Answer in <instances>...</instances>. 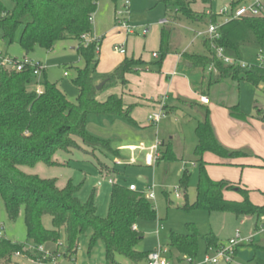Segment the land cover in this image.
I'll list each match as a JSON object with an SVG mask.
<instances>
[{"label": "trees", "instance_id": "trees-1", "mask_svg": "<svg viewBox=\"0 0 264 264\" xmlns=\"http://www.w3.org/2000/svg\"><path fill=\"white\" fill-rule=\"evenodd\" d=\"M101 1L104 0H10V9H6L0 1V39L7 45L17 39L24 59L36 48L49 53L59 42L74 41L77 43L76 53L85 64L82 69H74L75 78L71 81L77 92L74 103L56 84L47 82L44 75L39 81L42 93L37 95L34 89L29 90L36 83L30 66H25L20 72L0 67V205L10 221L22 215L26 239L30 242V245H25L10 241L0 233V264H11L16 255L43 264L45 259L38 248L47 243H57L61 229L65 234V256L68 258L76 254L79 238L86 236L89 231L88 249L101 243L104 247V264H119L117 257L129 264H146L151 253L136 251L143 235L137 228L133 230V227L139 223L155 222V206L145 198L143 192L129 191L123 173L96 162L101 176H113L121 181L111 185L107 216L102 219L97 214L95 192L91 193L87 201L81 202L77 196L79 187L73 186L71 182L59 189L56 180L41 179L21 170L34 168L38 164L53 167L57 165L54 162L57 152L71 154L72 151H80L81 146L104 156L107 154L118 158V152L112 149L109 141L88 132V118L114 117L132 125L135 124L131 117L133 106H125L122 99L115 95L99 102L98 94L116 85L126 86L127 75L159 73L165 57L172 53V29L162 27L158 60L154 65L125 57L111 73L100 78L103 86L97 91L96 68L102 40L93 38L92 22ZM108 1L114 6L118 2ZM242 1L232 0L230 7H238ZM159 2L166 9L170 6L175 8L174 13L168 16L169 23L185 20L190 24L202 25L204 29L210 24L219 23L216 16L207 15L204 10L210 11L212 0ZM197 2L204 7L202 11L194 9ZM115 12L116 8L114 15ZM218 34L219 39L213 42L214 48L221 50L222 55L235 61V64L229 66L219 60L207 39H202L205 54L184 53L182 58L185 62L193 69L208 72V87L230 83L238 91L242 82L255 88L264 86V63H250L248 68H241L238 64L244 60L246 51L255 52L256 60L258 56L264 60V17L231 21L222 25ZM12 61L17 62L16 59ZM236 101L228 111L231 117L241 119ZM201 113L202 117L194 129L196 145L193 154L198 167L194 201H187L189 176L184 173L178 187L185 199L181 210L187 213L201 211L209 215L230 214L236 220L254 218V230L257 231V223L264 218V204L258 206L251 203L250 191L238 185L211 180L204 162L207 153L221 160H233L249 154L225 149L216 138L209 110L203 108ZM258 114L263 112L258 111ZM161 149L159 162L176 161L170 143H161ZM226 192L237 194L240 201L226 200ZM262 195L264 197V193ZM44 216L51 218L52 230L43 228ZM186 228V233L172 232L168 238L169 257L177 263H182L184 258L197 262L200 236L193 225L187 224ZM201 239L204 254L223 245L212 232Z\"/></svg>", "mask_w": 264, "mask_h": 264}, {"label": "rangeland", "instance_id": "rangeland-1", "mask_svg": "<svg viewBox=\"0 0 264 264\" xmlns=\"http://www.w3.org/2000/svg\"><path fill=\"white\" fill-rule=\"evenodd\" d=\"M0 1L6 9L11 8L10 0ZM125 1L118 0L116 11L121 9ZM159 1L129 0V19L130 21L131 19L133 20L131 26L140 28L139 34H141L142 28H147L149 34L145 38L141 36L126 37V33H123L124 31L115 25L114 4L111 1L104 0L97 5L92 22V36L95 39H101L102 44L98 57L99 63L96 68V85L101 84L99 78L111 73L120 64L124 57L116 52L115 48L122 46L126 41L128 48L134 47L135 52L143 54L142 61L151 65L157 62L158 59L154 60L151 57L152 52H158V41H154L156 31L157 39H159L158 30L156 29H160V23L166 21L168 15H172L175 11L173 6L166 9ZM230 1L212 0L210 11L218 13L220 9L228 7ZM203 8L199 2L194 6V9L199 11H202ZM204 10L208 11V9ZM180 22L184 26L179 28L181 41L177 45L179 47L178 51L185 50L186 46L193 42L194 45L191 52L201 53L202 39L197 38L192 33L191 30L195 29L193 28L194 26H191L185 20H180ZM177 24L179 23L176 21L175 25L178 26ZM188 26H191V28ZM198 27L204 28L202 25ZM76 48V42L63 41L57 43L52 52L48 53L36 48L26 58L34 64L40 63L45 69V80L51 84H56L69 101L73 103L77 98V92L71 83L75 78L74 69H82L85 66L76 53ZM0 52L5 59H16L17 61L24 59V54L17 43V39L11 45H7L0 39ZM244 61L247 63H257L256 53L246 51L244 53ZM2 64L3 61L0 58V66ZM65 73L67 74L66 77L64 76ZM200 75V72L199 75L196 73L188 75L185 73L183 65H179V68L177 67L175 73L168 77L167 83L170 85V88L160 101H163L164 105L168 104L170 108L172 107L171 104L174 103L177 107L179 106V110L172 111L168 115L165 113L156 129L153 126L145 124V113L137 115L135 117L136 124H128L131 133L128 139L121 143V146L125 149H122L118 153V159L107 154L104 156L95 150L81 146L80 151H72L71 154L57 152L54 156V162L57 165L53 167L38 164L34 168H21V170L28 175H36L41 179L56 180L59 189L64 188L68 182H71L73 186L79 187L77 196L81 202L87 201L91 193L95 192L97 214L102 219L107 216L111 189L109 181L119 183L121 181L110 176H101L96 168V162L106 166L108 169L114 168L119 173H123L126 183L134 184L139 191L144 193V196L147 193L148 186H150L154 194V199L151 202L156 209V221L138 224V231L142 233L143 239L137 245L136 251L152 252L158 247H167L170 233L184 234L187 231L186 225L191 224L200 236L197 257V263H200L205 255L201 237L212 232L214 235L215 233L218 234L221 239H227L232 237L236 229V227H231L230 230L228 222L225 224L226 228L222 229V225L226 219L227 221L235 219L230 214H212V218H209V214L205 212L194 211L187 213L182 211L181 208L185 204L183 194L180 191V197L176 198L174 193V189L179 187L184 173H187L189 176L187 201L189 203L194 201V192L198 178V167L193 154L196 145L194 129L196 127V120L198 121L200 116V110L190 108L188 105L183 106L177 100L180 99L194 104L199 103L197 92L200 88ZM32 89H34L33 86L29 87V90ZM108 89H104L101 92V99L105 96V92ZM147 91L151 93L152 88L149 87ZM208 100L210 101L207 107L210 111V122L218 142L229 151H247L249 154L246 157L236 158L233 162L243 164L240 166L244 168L257 167V169H264L254 165L260 162L262 164L264 160V86L255 88L249 83L242 82L239 85L238 91L226 88L222 90L215 87ZM235 100H237L238 111L242 115L241 119L231 117L228 111L234 105ZM220 105H224V107ZM158 110L159 108L155 112H158ZM258 111L263 112V114H258ZM169 139H172L171 150L176 157V161L156 162L153 166L146 167L145 158L148 154L147 150L156 141L168 144L170 142ZM160 150H162L161 147ZM117 162L120 163L119 166L114 165ZM204 162H206L205 170L208 175V171H210L208 164L210 162L220 163L222 161L213 154L207 153L204 156ZM129 164L133 166H127ZM233 167H236V165ZM213 168L217 172L221 171V168ZM139 179L145 180V183L140 182ZM258 179H256L257 182H260ZM251 198L258 199L260 205L264 204V197L260 191L254 190L250 192L249 200ZM250 219L255 222L254 218ZM259 223L258 226L260 227ZM42 226L45 230H52L51 218L49 216L42 218ZM0 229V233L4 238L30 245V242L26 239L22 215L15 221H10L2 205H0ZM252 229L253 226H243V231L240 228L238 230L243 236H247L254 233ZM89 236L90 231L86 236L79 238L76 255L68 258V256H65V234L64 230L61 229L57 243H47L43 247H40L43 253L50 254V257L43 255L45 259L43 264H104L103 245L98 242L89 250ZM255 246V243L252 246L247 243L242 244V246L237 248V253L230 264H255L254 260L264 261V250ZM56 254L58 257L55 263H53V258L51 257H55ZM117 262L119 264H129L121 257H117ZM11 264L39 263L24 257L14 256Z\"/></svg>", "mask_w": 264, "mask_h": 264}, {"label": "crops", "instance_id": "crops-1", "mask_svg": "<svg viewBox=\"0 0 264 264\" xmlns=\"http://www.w3.org/2000/svg\"><path fill=\"white\" fill-rule=\"evenodd\" d=\"M231 1H230V3H231ZM230 3H229V5H230ZM116 7H117V4H116V6H114V10ZM128 21H129V24L131 25L133 20L131 19V21H130V19H129ZM168 21H169V19L167 18L166 24L160 25V29L159 28L156 29V30H158L159 39H157V37H158L156 35L157 31L155 33L156 37H155L154 41H156V42L158 41L157 43H158V49H159L161 28L162 27H170L172 29V36L170 39V48L172 50V53L165 57L163 64L161 66L160 72L159 73L140 72L138 75H127L125 77V79L127 81L126 86L122 87L121 85H116L112 88H109L108 91L105 92V96H103L102 99L100 98L102 93H99L97 96V100L98 101L100 100V102H104L109 96H112V95L120 97L125 106H133L131 117L134 120V122L136 121L135 117H137V115L145 113L146 114L145 124L149 125V126H151V125L147 122V116L149 115V113L155 112L159 108L158 103L160 102V99L170 88V85L167 83L168 77H170V75L175 73L177 67L179 68V65H183V67L185 69V73L188 75H194L195 73L199 75V72L201 74L199 76L200 77V88L197 92V96L199 97V103L194 104V103H188L186 101H182L180 99L177 100V102L182 104L183 106L188 105V106H190V108L200 110V112H199L200 116H199L198 120H200L202 117L201 110L203 108H207L208 105L210 104V101H209L208 105H203L200 102L201 97H206L208 99L212 90L215 87L221 88L222 90H223V88H226L229 90L234 89L233 85H230V83L217 84V85H213L211 87H208L206 85L207 84L206 77H208V72H202L200 70L193 69L191 67V65L186 63L185 60L182 58V54H184V53L203 55L204 51H205L203 48V44H202L203 42L201 41V46H202L201 50H200L201 53L191 52L192 46L194 45L193 42H191V44L187 45L185 50H182L181 52H179L178 51L179 47L177 46L178 43L181 41V33L179 32V28L184 26V25L180 21H177V23H179V24H177L178 26L175 25L176 22L169 23ZM191 26H194L193 28H195V29L191 30L194 35L196 34V32L204 30V28H199L197 25H194V24H191ZM191 26H188V27L191 28ZM122 31H124L123 33H126V31L124 29H122ZM139 31H140V28H137L136 32L133 35H128L127 33L125 35L127 38L138 37V36L145 38L149 34V32H148L145 36H143V35L139 34ZM101 44H102V42H101ZM120 47H122L124 49L125 53L124 54H120L119 52L118 53L120 55H122L124 58L128 55L127 58L140 59L142 61L143 54H139L138 52H135L134 47L128 48L127 41L125 42V44H122V46H120ZM157 53L158 52H152V55H151L152 59H154V60L158 59ZM153 54H156L157 58H153ZM99 55H100V51H99ZM142 62L144 64H148V63H145L144 61H142ZM43 75H45V70H44L42 76ZM99 80H100V78H99ZM149 87L152 88L151 93H149L147 91V89ZM171 105H172L171 108H170V106H168V104L164 105V111L167 115L169 113H171L172 111L179 110V108H178L179 106L177 107L174 103ZM135 124H136V122H135ZM196 124H197V120H196ZM154 128L156 129V127H154ZM87 130L90 134H92V135H94L100 139L109 141L112 149L117 151L118 153L120 151H122V149H125L123 146H121L122 145L121 143L123 141L127 140L128 137L130 136V133H131L130 127L127 123H125L123 120H121L119 118H114V117H95V116L89 117L88 122H87ZM169 140H170V142H169L170 145H172V139H169ZM161 143H163V142H161ZM242 152L248 153L247 151H242ZM221 161L222 162H220V163L210 162L208 164V167H209L208 169H210V171H208V175H209V178L211 180H213V181H227L233 185H238L239 187L246 189L250 192L255 190V191H260L261 193H264V184H262V183H264V169L261 170V168H260L264 165V160H263L262 164L260 161H259L260 163L254 164V165H257L260 169H257V167L256 168H244V167L240 166L243 164L233 162L234 159L233 160H221ZM157 162H159V161H157ZM115 164H116V166L120 165L119 162L114 163V165ZM235 165H236V167H233ZM127 166H133V165L129 164ZM146 167H149V166H146ZM213 167L221 168V171L217 172L214 170ZM111 177H113V176H111ZM256 179H258L260 182H257ZM139 180H140V182L145 183V180H143V179H139ZM109 183L112 185L113 181L110 180ZM130 185H133L135 187L136 191H139L138 188L134 184H132V183L128 184V186H130ZM149 187L150 186H148V188ZM224 198L228 201H236V202L240 201V197L233 192L224 193ZM250 202H252L254 205H260V203L258 202V199L251 198ZM208 216H209V218H212V215H208ZM230 220L231 219H229V221H227V219L225 220L224 224L222 225V229L224 230L226 228V226H225L226 222H228V224H229L228 228H230V230H231V227H236L232 237H229L227 239H221L220 236L215 233V236L220 240L221 244H223V245L226 244L228 240H230L234 237L235 232L238 231L241 238H243V239L251 238V242L247 243V244H250L252 246L255 243L256 248H260V249L264 250V225H263L264 218H262L259 221L260 223L258 222L260 227L258 226L257 231L254 230V226H255L256 221L254 222L250 218H243L241 220L234 219L233 221H230ZM261 223H262V225H261ZM243 226H249V227L253 226L252 230L254 233L252 235L250 234L247 236H243L241 234V232L238 230L240 228L241 231H243ZM136 228L138 230V226H136ZM255 240H256V242H255ZM240 246H242V244ZM240 246H238V247H240ZM236 253H237V249H236ZM236 253H235V255H236ZM254 261L256 262L255 264H264V261H262V260H254Z\"/></svg>", "mask_w": 264, "mask_h": 264}, {"label": "built area", "instance_id": "built-area-1", "mask_svg": "<svg viewBox=\"0 0 264 264\" xmlns=\"http://www.w3.org/2000/svg\"><path fill=\"white\" fill-rule=\"evenodd\" d=\"M207 15H214L219 19V23L214 25L210 24L208 25L203 31L196 32V37L201 39H207L211 42L212 49L215 50L216 56L219 60H221L225 65H233L235 64V61H233L230 58L224 57L222 55L221 50H216L213 46V42L219 39L218 29L231 21L235 20H241L243 18H262L264 17V0H243L242 3L236 7L232 8L230 5L228 7H225L223 9H220L218 13H213L211 11H206ZM129 0H126L124 4L122 5L121 9L119 11L115 12V25L119 26L120 28L124 29L128 35H133L137 27H132L129 24ZM166 24V21H162L160 25ZM148 33L147 28H142L141 35L145 36ZM116 52H119L120 54H124L125 51L122 47L115 48ZM0 58L3 61L1 68L10 69L12 71L20 72L24 69L25 66H30L33 69V76L36 78V83L34 84V91L37 95H40L42 93V89L39 85V81L41 79V76L44 72L43 66L39 64H34L28 59H23L21 61L13 62L12 59H5L2 57V54L0 52ZM153 58H157L156 54H153ZM264 60L261 56L257 57V64H263ZM241 68H248L250 66V63L243 61L238 62ZM64 76L66 77L67 74L65 73ZM200 102L203 105H208L209 100L206 97H201ZM159 110L158 112H152L147 116V122L153 126L157 127L158 123L161 121V119L165 116L164 111V103L163 101H160L158 103ZM160 147L161 143L156 141L154 145H152L147 151L148 154L145 158V165L146 166H153L160 157ZM111 183V182H110ZM129 191L135 192L136 189L133 185H130L128 187ZM175 197H180V190L179 188L174 189ZM145 198L147 200H153L154 194L151 190V187L148 188L147 193L145 195ZM136 227H133V230H135ZM251 238L243 239L240 237V234L238 231L235 232V235L232 239L228 240L226 244L222 245L219 249L211 250L208 253L204 255L203 260L200 263L193 262L189 258H184L182 263H177L171 257L170 251L167 247H158L154 251H152L147 259L146 264H230L232 263L235 251L243 243H250ZM38 251L41 252L43 255H47L50 257V254H45L41 251V248H38ZM17 257H20L19 255H16ZM57 254L53 258L52 262L55 263L57 260Z\"/></svg>", "mask_w": 264, "mask_h": 264}, {"label": "water", "instance_id": "water-1", "mask_svg": "<svg viewBox=\"0 0 264 264\" xmlns=\"http://www.w3.org/2000/svg\"><path fill=\"white\" fill-rule=\"evenodd\" d=\"M102 86H103V83H101L100 85H98V86L96 87V90L99 91V90L102 88Z\"/></svg>", "mask_w": 264, "mask_h": 264}]
</instances>
